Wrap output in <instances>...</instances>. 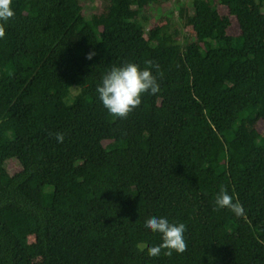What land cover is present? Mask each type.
<instances>
[{
  "label": "trees",
  "instance_id": "trees-1",
  "mask_svg": "<svg viewBox=\"0 0 264 264\" xmlns=\"http://www.w3.org/2000/svg\"><path fill=\"white\" fill-rule=\"evenodd\" d=\"M84 1L12 0L4 24L0 264H264V0H194L182 46L141 20L156 0ZM148 60L160 91L113 118L103 75ZM221 186L242 216L214 210ZM151 216L184 223L186 251L149 257Z\"/></svg>",
  "mask_w": 264,
  "mask_h": 264
},
{
  "label": "clouds",
  "instance_id": "clouds-1",
  "mask_svg": "<svg viewBox=\"0 0 264 264\" xmlns=\"http://www.w3.org/2000/svg\"><path fill=\"white\" fill-rule=\"evenodd\" d=\"M14 15L12 0H0V39L5 37L4 24ZM95 55L93 51L88 53L86 58L91 60ZM146 64L149 67L141 69L136 63L126 62L122 66L111 67L103 75L101 83L96 87V92L103 107L113 118H127L134 109L140 106L143 94L154 95L160 91L157 77L151 70L156 68L159 71V65L153 64L151 60L146 61ZM160 75L163 74L160 73ZM55 137L58 143H63L64 134L62 132L55 133ZM214 206V210L226 208L236 216L244 214L243 206L238 202L234 203L233 197L223 186L215 195ZM144 227L161 236L160 244L147 247L149 257H158L161 252L170 257L174 252L180 254L186 251L187 244L184 239L186 225L184 223H170L167 218L151 216L146 219Z\"/></svg>",
  "mask_w": 264,
  "mask_h": 264
},
{
  "label": "rangeland",
  "instance_id": "rangeland-1",
  "mask_svg": "<svg viewBox=\"0 0 264 264\" xmlns=\"http://www.w3.org/2000/svg\"><path fill=\"white\" fill-rule=\"evenodd\" d=\"M194 0H156L155 3L146 12L142 21L147 23L148 28H152L157 23L170 25L171 31H177L178 44L183 45L184 34L186 32L195 30L196 15L194 8ZM105 6V0H87L84 1V8L87 15L97 16L99 11ZM180 6H184L186 14L181 16L179 14ZM222 13H227V9L223 6L218 7ZM235 20V18H233ZM237 26L234 23L232 30H236ZM79 91L77 87L72 89V92L76 94ZM260 130L264 133V122L260 121L258 124ZM108 143V142H106ZM87 162H82L79 165V169L82 170L86 166ZM34 264H41V260H35Z\"/></svg>",
  "mask_w": 264,
  "mask_h": 264
}]
</instances>
